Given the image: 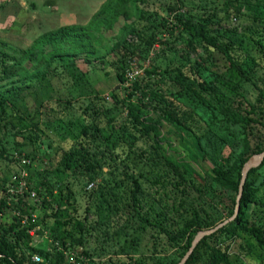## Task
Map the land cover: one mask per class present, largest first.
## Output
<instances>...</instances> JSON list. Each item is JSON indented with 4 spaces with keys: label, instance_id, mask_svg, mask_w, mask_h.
<instances>
[{
    "label": "trees",
    "instance_id": "16d2710c",
    "mask_svg": "<svg viewBox=\"0 0 264 264\" xmlns=\"http://www.w3.org/2000/svg\"><path fill=\"white\" fill-rule=\"evenodd\" d=\"M145 1L107 0L88 24L66 25L45 31L19 54L0 49V81H18L15 85L0 87V130L3 137H9L7 141L13 143L15 137L24 131L21 126L31 125L36 130L40 129L27 104L28 96L39 91L40 77L52 81L54 77L73 69L76 58L82 54L88 62L97 59L100 63L115 66V74L121 83L127 80L126 72L131 67V61H151L150 52L158 41H162L161 34L164 32H168L170 38L174 35L183 38L182 34H185L189 49L203 48L207 55L199 62L189 54H181L179 65L162 69L153 64L146 68L145 76L135 78L128 88V99L118 100L112 95L115 104L123 107V114L119 118L108 116L99 95L89 96L85 105H78L80 114L87 117L89 122L81 126L79 139L64 150L60 163L62 167L47 170L40 182L41 189L35 188L42 198L40 205L31 204L27 193L6 192L7 195L0 200V264H69L65 251L84 246L87 227L92 222L88 215L84 219L77 215L75 206L78 198L67 180L68 171L83 176L86 187L103 177L100 190L89 195L90 200L98 201L95 214L99 218L105 210L114 217L123 209L119 205L114 209L108 202L106 191L117 195L114 184L120 186L118 180L122 179L117 175L124 171L130 182L127 207L134 212L128 210L130 218L126 223L133 216L155 230L151 235L155 250L150 254L139 258L111 257L107 264H177L188 252L199 231L212 228L234 214L242 168L253 153L264 150V143L254 150L250 144L253 127L264 126V90L253 81L247 58L238 59L233 54L235 43L226 35L228 30L213 27L219 20L210 15L195 18L173 13L176 8L169 6L167 10L173 13L175 23L169 26L168 18L164 15L156 23L149 19L145 10L140 9V4ZM177 2L185 5L182 0ZM132 8L137 10L138 20L128 22L132 18ZM120 17L127 22L120 27L112 45L105 44L104 31L112 29ZM142 20L147 21L143 26L138 24ZM251 39L255 47L264 50V35H252ZM167 43L170 44L169 40ZM218 50L229 55L230 64L222 75L208 81L203 71L208 68L207 62L212 52ZM160 81L170 83L172 88L164 90ZM246 83L259 90L255 102L248 100L241 92V87ZM29 88H34V92H28ZM40 95L41 100L34 105L35 113L41 116L48 112L69 115V107L72 106L70 100L61 102L54 99V106L50 105L53 98ZM145 100H150V107L157 119L143 112ZM201 105L213 110L210 121L205 122L198 114ZM24 107L25 111L22 110ZM55 116L54 120L60 118ZM102 117L111 126L110 131L102 126ZM200 120L204 121L205 128H199ZM162 121L187 136L185 147L192 161H211L213 165L209 174L201 178L185 160L163 151L159 139ZM29 139L33 140L31 136ZM203 140L210 146V151L204 147ZM140 141L147 143V146L140 148ZM15 144L17 151H24V144ZM221 145L229 147V154L233 155H225ZM106 151L113 156L106 157ZM10 155L8 147L0 141V159L10 158ZM128 161L135 166L136 163H143L150 167L153 179H148L141 172H138L139 176L130 172ZM104 166L109 168L108 171L104 170ZM263 166L264 160L249 171L236 218L204 237L185 264H238L230 255L231 248L238 240L240 242L236 245L240 253L254 255L259 261H264V215H254L255 207L264 210V180L255 185L251 179L252 174ZM104 175L112 178L107 180ZM147 184L150 190L155 189L160 195L159 206L147 204ZM177 191L182 192L183 196H179ZM163 196H171L173 203ZM6 208L13 211L9 223L1 221V213ZM41 211L43 216L39 219L38 213ZM51 219L53 223L50 225ZM119 228L123 230V227ZM33 229L35 234L42 236L49 232L51 242L48 248L36 246L35 236L30 234ZM118 229L114 231L116 234L119 233ZM171 249L178 250L179 255L175 256ZM34 255H38L40 261L33 260ZM88 264L100 263L90 259Z\"/></svg>",
    "mask_w": 264,
    "mask_h": 264
},
{
    "label": "rangeland",
    "instance_id": "374dc122",
    "mask_svg": "<svg viewBox=\"0 0 264 264\" xmlns=\"http://www.w3.org/2000/svg\"><path fill=\"white\" fill-rule=\"evenodd\" d=\"M107 0H0V49L10 52L12 54H19L23 49L31 46L35 39L43 32L48 30L57 29L66 25H85L88 24L93 15L101 8ZM185 5H181L177 0H146L140 4V9L145 10L149 19L153 22H159L162 16H167L169 26H172L174 21L173 13H183L187 16H194L206 18L213 16L219 20L218 24H213L214 28L227 29L226 35L234 40L235 50L233 54L238 59L247 58V65L252 69L253 81L257 84L258 88L264 90V50L255 47L252 42L253 37L264 35V0H182ZM169 6H174L176 11L173 13L168 11ZM132 18L128 22L138 20L137 10L131 9ZM228 14V15H226ZM127 22L124 17H120L114 27L110 30L104 31L105 44L112 45L113 38L117 35L121 26ZM144 22L138 24L144 25ZM176 34H178L176 32ZM258 34V35H257ZM181 36L174 35L170 38L168 32L161 34V40L158 41L150 52L151 61H131V66L134 64L142 70L139 78L145 76V69L150 68L151 65L157 64L162 69L167 66L172 67L179 65L182 61L181 54H189L191 58L202 61L203 57L207 55L204 53L203 48H196L194 50L188 48L187 39L185 34ZM169 40L170 44L167 43ZM174 48V50H172ZM48 49V47H47ZM180 56H179V55ZM212 56L208 59L207 69H204L203 76L206 80H213L216 76L222 75L230 64V57L222 50L213 51ZM56 66L57 63H54ZM123 68V67H122ZM115 66L108 63H100L97 59L92 61L84 60V54L76 58V66L69 69L66 73L56 76L52 81L40 77L41 85L39 91L34 92V88H29L28 92H34L27 98V104L31 108V113L34 115V121L37 122L39 130L33 126L28 125L24 131L18 134L16 143L24 144V151H17L16 144L8 142L9 137L4 138L0 130V141L3 145L8 147V152L11 154L10 158L4 157L0 159V200L6 196L8 187L14 183L16 178L22 172L27 173V182L30 188L41 189L40 182L47 170L55 167H62L61 157L64 150H68L71 145L76 141L80 135V129L83 124L89 122V119L80 114L78 105L86 104L88 97L99 95L104 101L107 114L110 117H120L123 112L121 104H115L112 95H115L118 100L128 99V92L133 81L119 82L115 74ZM18 81L8 80L0 81V87H9L17 84ZM160 85L164 90L172 88L170 83L160 81ZM258 89L250 83H246L241 87V92L251 102H255L258 97ZM44 98H53L52 104L56 105L54 99H59L61 102L70 100L69 115L56 114L48 112L41 116L35 113V102L41 100V95ZM78 100L79 102H77ZM146 106L142 107L145 115L157 119L150 107V100H145ZM65 104V103H64ZM25 111V107L22 109ZM213 110L207 105H201L198 108V114L204 121L212 119ZM55 115L60 116L58 120ZM204 121L200 120L199 128H205ZM102 126L110 131L111 126L107 123L106 118H101ZM197 127V132L200 133ZM160 142L162 143L163 151L166 154L173 155L178 159H183L189 163L198 176L203 178L210 173L212 163L210 160L199 159L196 162L189 158V152L185 147L187 141L186 135H181L175 128L167 124L165 121L161 122ZM29 136L33 140L29 139ZM127 138H130L127 136ZM150 142V141H148ZM250 144L252 150L264 143V126L256 125L250 134ZM128 145V143H125ZM139 147L147 146L143 141L138 142ZM204 147L210 151V146L203 140ZM222 147V145H221ZM127 149V146L125 147ZM224 154L228 155L230 149L223 146ZM220 149L221 151H223ZM238 151V149H236ZM253 153L251 156L260 154ZM101 154V153H99ZM105 156L112 157L113 155L106 151ZM233 155V154H229ZM14 158V160H13ZM21 158H26L29 163L24 166L21 163ZM13 160V161H12ZM130 172H141L148 179H153V173L150 167L144 166L143 163H134L128 161ZM123 169L122 165H119ZM108 167L104 166V170L108 171ZM67 175V180L71 185L72 190L77 196V215L79 218L84 219L86 215L89 216L90 224L87 227L85 235L84 246L76 250L68 249L65 251L67 261L69 264H88L90 259L95 260L100 264H107L109 258H125L146 256L155 250L154 240L151 235L155 231L152 227L145 223L138 222L133 216L129 223H126L130 215L127 214L128 210L134 213L130 207H127L130 182L124 171L118 172V180L120 186L114 184L116 196L111 195L110 190H107L108 202L114 206H123V209L118 211V216L112 217L109 212L105 210L103 216L99 218L96 213V205L98 201L90 200L89 195L96 190H100L102 178H98L95 182L89 183L86 187L85 178L78 173ZM107 180L112 177L104 175ZM255 185L264 180V166L258 168L251 176ZM148 192L145 195L148 205L156 204L159 206L161 199L160 195L155 192V189L150 190L149 184L146 185ZM86 189V190H85ZM36 191V190H35ZM264 191V188H263ZM37 192V191H36ZM179 196H183L182 192L177 191ZM264 194V192H263ZM9 197V196H8ZM164 197V196H163ZM12 198V196L10 197ZM165 198V197H164ZM171 196L165 198L170 200ZM31 204L40 205L41 197L28 198ZM1 202V201H0ZM173 203V199L169 201ZM206 205V204H205ZM147 206V205H146ZM129 208V209H128ZM148 208V207H147ZM87 209L89 210L87 213ZM39 214V215H38ZM37 215L39 219L42 218L43 212ZM173 214V213H172ZM255 216L264 215V210L261 211L260 207H255ZM13 211L6 208L1 213V221L9 223L12 221ZM230 218V217H229ZM228 219V218H226ZM224 219V220H226ZM223 220V221H224ZM222 221V222H223ZM53 220L49 221L51 225ZM219 222L218 224H220ZM126 224V225H124ZM216 224V225H218ZM215 225V226H216ZM214 226V227H215ZM119 227H123L121 230ZM212 227V228H214ZM119 228V229H118ZM116 229L119 233L116 234ZM211 229V228H208ZM203 229V230H208ZM115 231V232H114ZM36 246L48 248L51 242L49 232L42 235H35L34 237ZM240 240L236 242L238 244ZM234 244L231 248L230 255L238 264H264V261H259L254 255H245L240 253L238 246ZM167 247V246H166ZM83 252V253H82ZM175 256H178V250L171 249ZM33 258V257H32ZM239 259V260H237Z\"/></svg>",
    "mask_w": 264,
    "mask_h": 264
},
{
    "label": "water",
    "instance_id": "95a60500",
    "mask_svg": "<svg viewBox=\"0 0 264 264\" xmlns=\"http://www.w3.org/2000/svg\"><path fill=\"white\" fill-rule=\"evenodd\" d=\"M263 160H264V150L260 154L251 156L246 161V163L244 164V166L242 168V176H241V181H240V185H239L238 195L236 198V205H235L234 214L230 218H228V219L224 220L223 222H221L220 224L216 225L214 228L199 231L196 234L195 238L193 239L192 244H191L188 252L180 260V262H178L177 264H185L186 261L188 260L189 256L191 255V253L195 249V247L198 245V243L204 237L211 235L212 233L216 232L218 229H220L221 227H223L224 225L233 221L236 218V216L239 214V211H240L241 197L243 194L244 184H245L246 178L248 176V173L251 169L258 167L263 162Z\"/></svg>",
    "mask_w": 264,
    "mask_h": 264
},
{
    "label": "built area",
    "instance_id": "2783aa9c",
    "mask_svg": "<svg viewBox=\"0 0 264 264\" xmlns=\"http://www.w3.org/2000/svg\"><path fill=\"white\" fill-rule=\"evenodd\" d=\"M141 74H142V70L138 66L133 64L126 72L127 81L128 82L133 81L138 76H141ZM21 163L22 165L26 166L29 163V161L26 158H21ZM7 192H9L10 194H20V195H24L25 193H27V199L36 198L37 196V192L34 189L30 188L27 182V173L25 171L22 172L20 176L16 178L14 183L8 187ZM35 217L36 215L34 214L33 218ZM37 228L39 229V227ZM30 234L35 236L36 235L35 229L31 230ZM33 260L40 261V257L38 255H34Z\"/></svg>",
    "mask_w": 264,
    "mask_h": 264
}]
</instances>
